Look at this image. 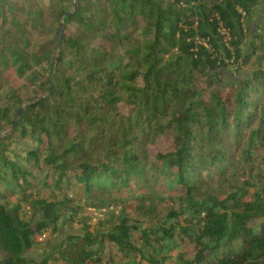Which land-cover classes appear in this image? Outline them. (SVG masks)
I'll return each instance as SVG.
<instances>
[{
	"label": "trees",
	"instance_id": "1",
	"mask_svg": "<svg viewBox=\"0 0 264 264\" xmlns=\"http://www.w3.org/2000/svg\"><path fill=\"white\" fill-rule=\"evenodd\" d=\"M262 1L0 0V264L124 194L37 264H264Z\"/></svg>",
	"mask_w": 264,
	"mask_h": 264
},
{
	"label": "rangeland",
	"instance_id": "2",
	"mask_svg": "<svg viewBox=\"0 0 264 264\" xmlns=\"http://www.w3.org/2000/svg\"><path fill=\"white\" fill-rule=\"evenodd\" d=\"M264 9V0L261 2L260 6L256 9L254 17H249L244 22V28L241 34V41L244 51L249 48L251 40L253 38V32L258 28V18L260 12ZM227 33V32H226ZM227 39H229V35L226 34ZM220 73L219 80L225 81V79L235 80L238 76V71L236 70V65L232 61L225 60L224 63L218 69ZM200 87H204L202 84ZM172 138L168 136L161 137L158 141L149 146V155L154 156L159 151H164L167 148L171 147ZM160 184H158L157 188H159ZM130 195H119L117 197H111L110 202L113 203V210H102V217L96 218L89 212V205L84 203L81 204L82 210L80 214L76 217L75 222L68 223L58 231L56 236H50L49 240H45V242H40L37 247L26 252V257L40 263V261L46 258L49 254H51L55 248H57L62 241H64L70 235H82L85 230H89L91 232H103L111 228L110 221L113 217L119 216L123 210L127 208L130 213L134 215H147L151 212V210H155L156 212H160L167 208V205L164 203H152L151 201H129ZM11 202H15V200H11ZM40 241V240H39Z\"/></svg>",
	"mask_w": 264,
	"mask_h": 264
},
{
	"label": "water",
	"instance_id": "3",
	"mask_svg": "<svg viewBox=\"0 0 264 264\" xmlns=\"http://www.w3.org/2000/svg\"><path fill=\"white\" fill-rule=\"evenodd\" d=\"M77 9V4H75V8L74 10ZM63 30H64V25L62 24L61 25V28H60V31H59V34H58V52L60 51V42H61V38H62V33H63ZM58 61V59H56V62ZM57 66V65H56ZM55 78V74L53 75V79ZM52 87V86H51ZM23 107H21L20 109H18V112L16 114V117L18 118L21 114V112L23 111Z\"/></svg>",
	"mask_w": 264,
	"mask_h": 264
},
{
	"label": "built area",
	"instance_id": "4",
	"mask_svg": "<svg viewBox=\"0 0 264 264\" xmlns=\"http://www.w3.org/2000/svg\"><path fill=\"white\" fill-rule=\"evenodd\" d=\"M91 212H93L94 213V216L97 218V217H102V211H100V212H97V211H95V210H93V209H89ZM44 239V236L42 237V238H40V241H42Z\"/></svg>",
	"mask_w": 264,
	"mask_h": 264
}]
</instances>
